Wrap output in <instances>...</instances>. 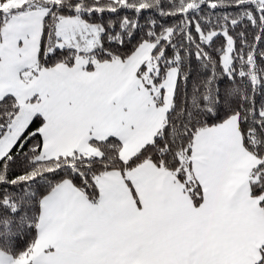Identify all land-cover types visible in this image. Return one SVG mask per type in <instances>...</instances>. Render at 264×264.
Masks as SVG:
<instances>
[{"label":"snow or ice","instance_id":"snow-or-ice-1","mask_svg":"<svg viewBox=\"0 0 264 264\" xmlns=\"http://www.w3.org/2000/svg\"><path fill=\"white\" fill-rule=\"evenodd\" d=\"M0 264H264V0H0Z\"/></svg>","mask_w":264,"mask_h":264}]
</instances>
